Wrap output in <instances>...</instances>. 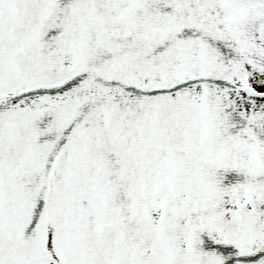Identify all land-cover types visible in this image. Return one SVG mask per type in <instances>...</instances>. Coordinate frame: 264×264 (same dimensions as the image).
<instances>
[{
  "label": "snow or ice",
  "instance_id": "obj_1",
  "mask_svg": "<svg viewBox=\"0 0 264 264\" xmlns=\"http://www.w3.org/2000/svg\"><path fill=\"white\" fill-rule=\"evenodd\" d=\"M0 264H264V0H0Z\"/></svg>",
  "mask_w": 264,
  "mask_h": 264
}]
</instances>
